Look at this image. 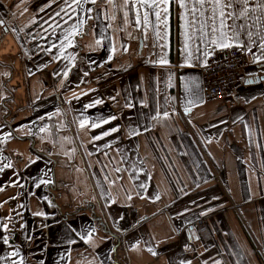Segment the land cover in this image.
Masks as SVG:
<instances>
[{
  "label": "crops",
  "instance_id": "crops-1",
  "mask_svg": "<svg viewBox=\"0 0 264 264\" xmlns=\"http://www.w3.org/2000/svg\"><path fill=\"white\" fill-rule=\"evenodd\" d=\"M190 7L0 0V264H264V13L209 101Z\"/></svg>",
  "mask_w": 264,
  "mask_h": 264
},
{
  "label": "snow or ice",
  "instance_id": "snow-or-ice-1",
  "mask_svg": "<svg viewBox=\"0 0 264 264\" xmlns=\"http://www.w3.org/2000/svg\"><path fill=\"white\" fill-rule=\"evenodd\" d=\"M77 4L80 3V0H75ZM97 0H91V3L95 4ZM173 2V0H136V3L140 5V7H146L147 9H152V12L145 11L143 13L144 23H149V16L154 15L158 22L164 23L165 27L167 26V14H168V6ZM179 6L181 8H189L192 13H198L204 9V6L207 4L210 8V16L209 19L213 22L212 31L214 33H219L221 37V41L217 43L218 47L229 48V47H237L241 48L243 45L236 43H229L228 30L232 28L231 24H228L227 21L233 20L235 21L237 18L248 17L251 12H256L259 10L261 13H264V0H178ZM249 4H255V7L249 8ZM161 5H164L162 11L164 13V19L161 21ZM196 6H199L197 8ZM137 16L139 17L141 13L137 10ZM259 19V17H257ZM218 21V24L216 23ZM137 23L140 21L137 19ZM198 23L197 17L194 15L190 24L195 26ZM246 27V26H245ZM202 31V28H201ZM246 35H250V33L246 32ZM236 38V34L234 33L232 39ZM216 43V41H213ZM264 47V44L260 45ZM157 63L167 64L168 61L166 59H161ZM99 103V101H97ZM83 126V125H82ZM108 133H105L107 135ZM100 137H97L99 139ZM3 189L0 188V191ZM7 227L6 225L4 226ZM5 243L7 241L5 240ZM151 251V249H149ZM155 254V253H153ZM14 255H18L15 254ZM21 264L23 262L21 261Z\"/></svg>",
  "mask_w": 264,
  "mask_h": 264
},
{
  "label": "built area",
  "instance_id": "built-area-1",
  "mask_svg": "<svg viewBox=\"0 0 264 264\" xmlns=\"http://www.w3.org/2000/svg\"><path fill=\"white\" fill-rule=\"evenodd\" d=\"M248 53L235 46L218 48L211 52L208 64L202 69L203 93L209 101H222L238 85L241 69ZM201 221L198 226L207 231Z\"/></svg>",
  "mask_w": 264,
  "mask_h": 264
},
{
  "label": "rangeland",
  "instance_id": "rangeland-1",
  "mask_svg": "<svg viewBox=\"0 0 264 264\" xmlns=\"http://www.w3.org/2000/svg\"><path fill=\"white\" fill-rule=\"evenodd\" d=\"M71 132V131H70ZM76 135H78V130H76ZM85 207H88V205H86Z\"/></svg>",
  "mask_w": 264,
  "mask_h": 264
}]
</instances>
